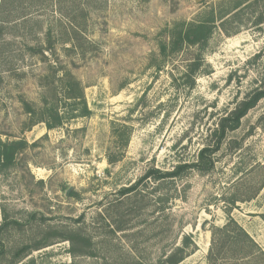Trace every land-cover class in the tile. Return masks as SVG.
Instances as JSON below:
<instances>
[{
  "label": "rangeland",
  "instance_id": "374dc122",
  "mask_svg": "<svg viewBox=\"0 0 264 264\" xmlns=\"http://www.w3.org/2000/svg\"><path fill=\"white\" fill-rule=\"evenodd\" d=\"M219 1L0 0V151L27 143L13 163L0 160L6 260L29 246L18 264H163L191 234L196 247L178 264H211L213 229L230 217L264 252V98L228 132L210 172L120 193L151 168L193 162L208 131L264 84V0H241L227 32L216 20L193 74L196 46L161 53L177 22ZM44 99L61 126L38 122ZM72 233L88 246L62 236ZM240 255L225 264H264Z\"/></svg>",
  "mask_w": 264,
  "mask_h": 264
},
{
  "label": "trees",
  "instance_id": "16d2710c",
  "mask_svg": "<svg viewBox=\"0 0 264 264\" xmlns=\"http://www.w3.org/2000/svg\"><path fill=\"white\" fill-rule=\"evenodd\" d=\"M217 5L218 9L212 8L209 14L204 18L196 17L191 21L182 20L177 22L171 30L168 39L161 44V53L167 56L168 51L173 54L187 49L188 47L196 46V57L189 62L187 69L188 72H191L192 74L198 71L201 63L202 51L214 32V23L217 19L222 20L221 26L224 31L227 32L228 28L225 27V18L231 14L230 16L232 19L237 20L242 9L243 1L220 0ZM258 20L259 24L263 22V19ZM82 96L83 95L77 96L72 94L70 98L77 99ZM262 98H264V84L255 89L250 96L244 98L230 112L223 115L216 126L208 131L203 138V144L199 148L196 159L193 162L179 163L169 170L151 168L134 184L121 189L120 193L129 196L128 194L139 189L140 183L146 179L154 178L157 181L174 180L181 178L182 174L187 170H196L200 173H207L213 170L215 168V155L223 146L228 132L236 130L240 126L242 118ZM25 105L26 110L32 114V116L37 113L36 109H34L30 103L26 102ZM40 110L42 111V116L37 120L38 122H45L48 129H53L62 125L63 115H60L54 106H49V101H47V99H44V105ZM89 113L90 111L87 105L84 106L83 114L87 115ZM46 114H49L54 121L48 119ZM26 145V141H21L4 147L0 151V160H2L5 165L13 163L16 152L23 149ZM14 223L19 224L18 221H14ZM62 236L69 239L74 246L76 244L85 247L88 246V240L83 238L80 233H72ZM47 238L48 237H45L37 244L48 242ZM195 247L196 244L193 236L191 234H186L183 236L182 242L179 245H176L160 262L163 264H178L184 260ZM30 248L31 247L29 246L18 248L13 252L10 259L7 260L4 256V249L1 248L0 257L4 258L5 262H0V264H18L21 259L28 254ZM87 252L92 254L89 251H86L85 253ZM232 254H241L240 257L242 259H249L255 256L257 257L258 254L264 255V252L259 249L257 243L250 234L233 217H230L224 225L217 226L213 229V238L208 254V261L211 264H225Z\"/></svg>",
  "mask_w": 264,
  "mask_h": 264
},
{
  "label": "water",
  "instance_id": "95a60500",
  "mask_svg": "<svg viewBox=\"0 0 264 264\" xmlns=\"http://www.w3.org/2000/svg\"><path fill=\"white\" fill-rule=\"evenodd\" d=\"M197 3H201L203 0H195ZM73 189V186H70L68 189H67V191H66V193L67 194H69L70 193V191Z\"/></svg>",
  "mask_w": 264,
  "mask_h": 264
}]
</instances>
